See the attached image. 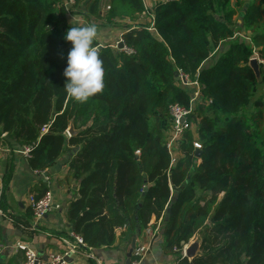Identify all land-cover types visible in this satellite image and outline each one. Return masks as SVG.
I'll list each match as a JSON object with an SVG mask.
<instances>
[{
    "label": "trees",
    "instance_id": "1",
    "mask_svg": "<svg viewBox=\"0 0 264 264\" xmlns=\"http://www.w3.org/2000/svg\"><path fill=\"white\" fill-rule=\"evenodd\" d=\"M66 1L0 0V134L30 147L34 171L76 148L68 175L78 185L67 208L72 231L98 250L131 243L139 227L142 233L162 219V246L177 264H264V0L158 1L160 36L140 25L123 35L131 54L99 47L105 86L85 103L63 89ZM100 1L77 0L75 12L100 15ZM108 3L107 26L145 12L143 0ZM255 53L260 76L250 64ZM180 73L200 83L190 119L203 152L197 157L192 141H182L186 131L172 162L171 107H189L193 92ZM197 234L202 253L189 260L182 248Z\"/></svg>",
    "mask_w": 264,
    "mask_h": 264
},
{
    "label": "crops",
    "instance_id": "2",
    "mask_svg": "<svg viewBox=\"0 0 264 264\" xmlns=\"http://www.w3.org/2000/svg\"><path fill=\"white\" fill-rule=\"evenodd\" d=\"M148 3L152 4V1L148 0ZM144 4L147 7L145 1ZM146 12L149 13L148 10ZM137 19L139 17L133 21L120 22L119 26L124 30L138 28L140 25L137 24ZM228 46L218 49V52L204 64L206 66L214 64L217 55ZM258 61L259 64L262 62L259 58ZM74 150L76 148L62 156L48 170L36 173L30 167L28 157L22 152V148L17 146L7 133L0 134V244L5 246L0 252V264L24 263V251L15 247L18 242H28L45 263L51 253L63 254L68 249L67 241H73L71 236L73 231L67 218V208L69 202L78 196L77 189L74 188L77 184L68 178L69 159ZM45 188L53 193L55 203H59L60 208L52 210L34 224L28 197L31 193L35 195L43 193ZM120 231L124 232L126 228ZM161 239L160 235L151 251L139 264H174L176 257L172 254L167 255ZM130 246L131 243L118 239L111 247L98 250L91 248L96 258L88 257L87 253L91 249L84 246L78 255L68 257V261L70 264H126ZM135 259L133 256L131 261L134 262L137 260Z\"/></svg>",
    "mask_w": 264,
    "mask_h": 264
},
{
    "label": "built area",
    "instance_id": "3",
    "mask_svg": "<svg viewBox=\"0 0 264 264\" xmlns=\"http://www.w3.org/2000/svg\"><path fill=\"white\" fill-rule=\"evenodd\" d=\"M68 1H70V3H74L76 0H68ZM152 19L154 20L153 17ZM120 43H123V47H121L122 50H124L128 54H131L133 52L131 48L125 45L123 39H119L116 42V47L120 48L119 47ZM179 77L181 78L183 83L192 85L194 92H192V98L190 100L189 107H185L178 103L172 105L171 107V113L173 117V121H172L173 132L171 138L169 139L167 147L169 153L171 154L172 162H175L177 159L176 147L178 146L179 139L185 134L186 131L190 130L193 127V121L190 119V115L193 114V107L196 106V103L198 101L200 102L202 100V92L198 80L191 81L183 73H180ZM201 149H202V143L195 142L194 143L195 152L196 150H201ZM29 151H30V147L27 146L22 147V152L25 155H27V157L29 156ZM35 172L42 173L41 171H35ZM0 194H1V188H0ZM28 203L33 212L34 224H37L38 221H40L46 214L50 213L52 210L60 208V204L55 203L54 195L51 191H47L44 195L39 197L31 193L28 197ZM161 223H162V219L158 222L156 227L149 226L145 228L143 232L140 233V235L136 238L132 256L136 257L137 260L134 261V263L139 264L140 261L144 258V256L151 251L152 246L155 244V241L160 236ZM123 228L125 227L124 226L120 227V230H122ZM71 236L73 237L72 239L73 241L72 242L67 241L68 249L63 254L51 253L47 263H45L39 258V255L35 250V248L32 247L28 242H18L15 245V247L18 250L24 251L25 261L23 264H70L68 261V257L73 255H78L81 252V247L86 246L82 237L76 235L74 232H72ZM140 237H142V241H139ZM186 246L187 244H185L182 248L183 254H185ZM4 248L5 246L3 244H0V252ZM87 256L91 258H96L92 249L91 251H88ZM174 264H177V261H175Z\"/></svg>",
    "mask_w": 264,
    "mask_h": 264
},
{
    "label": "clouds",
    "instance_id": "4",
    "mask_svg": "<svg viewBox=\"0 0 264 264\" xmlns=\"http://www.w3.org/2000/svg\"><path fill=\"white\" fill-rule=\"evenodd\" d=\"M71 25L63 39L71 42L63 76L64 91L74 102L85 103L104 89L105 69L94 40L98 29L77 15H72Z\"/></svg>",
    "mask_w": 264,
    "mask_h": 264
},
{
    "label": "rangeland",
    "instance_id": "5",
    "mask_svg": "<svg viewBox=\"0 0 264 264\" xmlns=\"http://www.w3.org/2000/svg\"><path fill=\"white\" fill-rule=\"evenodd\" d=\"M76 1L74 3H70V1L67 0L66 1V6L71 11V17H72V15H77V16H79L81 18V20H83V21H85L87 23H90V24H95L97 26L98 33H97V37L95 39H97V41L99 43L96 46V49H98L99 47H106V46H110V47H115L116 48V42L119 39H123L124 40L123 35L126 32L132 30V29L124 30L123 27H121V26H107L105 24V18H104L103 15L108 10V7H109L108 0H101L100 1V6H99V9L101 10L100 15L93 14L91 16H88L87 18L82 17L81 15H79L78 13L75 12V11L80 9V6L76 7V5H77ZM144 1H145L146 5H147V7L145 6V12H146V10H148L149 13L146 12L145 14H143V13L139 14L137 16V18L139 17V19L136 20L137 24H139L141 26H145L148 31H151L153 34H155V35H157L159 37L160 35H159V32H158V29L155 26V9H156V5L158 4V1H161V0H151L152 4L148 3V0H143V2ZM162 1H166V0H162ZM101 14H103V15H101ZM152 17L154 18V20L152 19ZM242 25H243V22L241 21V25H240V28H238V31L241 30L240 32H242L244 34L245 30H244V27ZM106 27H108V28H106ZM106 30H108V31H106ZM236 34H238V33H236ZM237 39L238 38L235 36L233 38V40H228V41L224 42V46L227 47V45H229V43L231 41H236ZM119 49H122V48L120 47ZM220 55H217V57L219 58ZM255 57L259 58L257 53H255ZM213 62H214V59H213ZM186 75L188 76L189 80H191L189 75L188 74H186ZM178 77H179V75H178ZM183 84H185V83H183ZM185 86L189 87V90L194 92V89H193L192 85L185 84ZM194 113H195V111H194ZM192 121H193V119H192ZM188 131L190 132V135H186L185 137H183L182 138L183 142L184 141H188L190 139L192 141L193 146H194L195 142H200L201 143V140H200V129H199V125L197 123L193 122V127L190 130H188ZM197 236H198V234L195 235L190 241L196 239ZM139 241H142V237L139 238ZM167 255L171 256V254H169V253H167ZM175 260H176V258H175ZM175 260H174V263H175Z\"/></svg>",
    "mask_w": 264,
    "mask_h": 264
},
{
    "label": "water",
    "instance_id": "6",
    "mask_svg": "<svg viewBox=\"0 0 264 264\" xmlns=\"http://www.w3.org/2000/svg\"><path fill=\"white\" fill-rule=\"evenodd\" d=\"M119 47H123V43H120ZM250 64L253 67L256 75L260 76V64H259L258 58L257 57H253L251 59V61H250ZM77 131L78 130L74 129L73 124H71L67 132H68L69 135H73ZM202 152H203L202 149L201 150H196V152H195L196 156L200 157L202 155ZM74 188L78 189V185H75ZM175 196H176V194L173 193V197H175ZM140 233H141V228L139 227L137 235L131 241V246H130V248L128 250V253H127L126 264H136V263L131 261V257L133 255V249H134V246H135L136 238L140 235ZM201 244H202V237H201L200 234H198L196 239L190 241L187 244V246L185 248L184 256L188 257L189 260H192L195 256L200 255L202 253Z\"/></svg>",
    "mask_w": 264,
    "mask_h": 264
}]
</instances>
